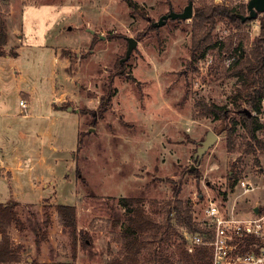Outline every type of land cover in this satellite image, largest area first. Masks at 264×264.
<instances>
[{
  "label": "rangeland",
  "instance_id": "rangeland-1",
  "mask_svg": "<svg viewBox=\"0 0 264 264\" xmlns=\"http://www.w3.org/2000/svg\"><path fill=\"white\" fill-rule=\"evenodd\" d=\"M133 1L141 13L129 0H0L9 32L6 58L23 57L38 83L36 92L48 97L54 108L61 104L65 116L59 121V141L65 148L62 174L49 193L37 202L21 200L12 193L11 175L0 170L6 176L1 179L0 201L19 202L16 209L25 223L10 228L13 242L25 245L20 264H109L121 249V197L141 198L161 221L164 204L174 198L177 187L179 198L193 202L200 221L211 200L224 210L235 205L239 213L264 210V151L229 152L225 122L198 117L195 105L204 99L234 109L242 87L233 74L238 56L234 48L240 42L246 51L256 46L264 35L263 14L241 28L218 20L212 31L217 46L193 61V17L155 26L162 15L182 11L190 0ZM193 1L195 9L202 0ZM128 36L137 38L139 45L121 65ZM110 85L117 92L109 110L94 120L91 111L98 109ZM237 103L246 105L240 99ZM258 115L264 121V112ZM211 130L218 141L198 164L195 154ZM244 133L239 125V136ZM239 136L237 147L249 139ZM260 136L264 138V132ZM0 148V159L6 162L11 147ZM234 163L239 179L232 188ZM58 203L76 205L78 232L90 236L87 242L79 240L76 256ZM178 243L175 236L163 246L178 253Z\"/></svg>",
  "mask_w": 264,
  "mask_h": 264
},
{
  "label": "trees",
  "instance_id": "trees-1",
  "mask_svg": "<svg viewBox=\"0 0 264 264\" xmlns=\"http://www.w3.org/2000/svg\"><path fill=\"white\" fill-rule=\"evenodd\" d=\"M134 10L140 12L138 4L129 0ZM194 33L191 49L192 60L205 57L217 42L212 40V31L218 20H228L241 28L246 21L250 20L245 13L247 4L234 6H218L202 0L194 9ZM9 41L7 21L0 11V56L9 55L6 46ZM226 42L222 46H225ZM231 46L227 47L230 50ZM235 58L234 75L239 76L242 87L235 99L236 106L229 109L226 105L209 103L201 99L195 105L198 109V117H211L213 120L225 122L224 129L227 131V148L229 152L244 151L247 153L257 150L264 151V138L260 132H264V121L258 114L264 112V35L256 40V46L246 51L241 42L234 48ZM14 55H18L15 53ZM117 89L111 85L108 93L100 99L97 110L91 111L93 119L103 117L109 110V105ZM238 99L245 102V106L237 103ZM75 110V109H74ZM249 112H248V111ZM234 111V113L232 112ZM256 111L257 114L253 112ZM239 125L245 129L241 134L243 138L238 146ZM239 136V137H240ZM82 143L81 136L78 139ZM229 174L234 188L239 175L235 170ZM197 173V168L191 170ZM180 187L176 188L174 198L164 205L165 217L159 218L147 211L143 200L137 197H121L120 202L125 207V217L121 223L120 243L121 249L114 255L109 264H211V252L207 246L197 247L193 253L187 249V240L183 235V229L190 232H210L209 227L203 221L195 219L193 202L190 199L179 198ZM15 200L0 201V264H20L25 245L13 242L10 228L13 224L19 228L24 227L16 206ZM62 225L70 232L72 239L73 254L76 256L79 240L84 242L90 239L88 233L82 235L78 232V217L76 205L71 203H58L56 205ZM117 223V224H118ZM180 238L177 251L163 246L164 242L174 238ZM45 238V235L44 237ZM42 238L36 235V245L41 246ZM253 239L248 240L246 249H249ZM33 264L34 262H27Z\"/></svg>",
  "mask_w": 264,
  "mask_h": 264
},
{
  "label": "crops",
  "instance_id": "crops-1",
  "mask_svg": "<svg viewBox=\"0 0 264 264\" xmlns=\"http://www.w3.org/2000/svg\"><path fill=\"white\" fill-rule=\"evenodd\" d=\"M27 70L23 57L15 61L0 56V147L9 146L13 152L5 156L6 162L0 159V170L11 175L15 196L37 202L60 183L56 178L62 174L65 148L59 141V121L65 116L61 104L54 108L48 97L36 92L38 83ZM21 97L28 101L25 112L19 105ZM2 178L6 176H1L0 184Z\"/></svg>",
  "mask_w": 264,
  "mask_h": 264
},
{
  "label": "built area",
  "instance_id": "built-area-1",
  "mask_svg": "<svg viewBox=\"0 0 264 264\" xmlns=\"http://www.w3.org/2000/svg\"><path fill=\"white\" fill-rule=\"evenodd\" d=\"M250 0H211L218 6H234L248 4ZM190 20V19H188ZM21 112L28 108L27 99L19 100ZM257 114L256 111L253 112ZM243 187L248 191L249 185L244 181ZM203 222L210 232H190L183 229L187 240V249L193 253L197 247L207 246L211 252V264H264V210L258 212L239 213L235 205L224 210L214 200L204 208ZM200 221V220H199ZM253 239L249 249L248 240ZM50 264H65L50 261Z\"/></svg>",
  "mask_w": 264,
  "mask_h": 264
},
{
  "label": "water",
  "instance_id": "water-1",
  "mask_svg": "<svg viewBox=\"0 0 264 264\" xmlns=\"http://www.w3.org/2000/svg\"><path fill=\"white\" fill-rule=\"evenodd\" d=\"M248 9L250 11V14L247 15V17L245 18L253 19L257 17L258 12H264V0H250L248 3ZM193 16H194V1L190 0L182 11H175L171 9L168 13L162 15L159 21L155 23V26H161L165 24L169 19L188 20L191 19ZM127 40H128V47L125 56L120 59L121 65H124L125 62L130 59L132 53L139 45V40L134 36H128ZM217 141H218V135L212 130L209 131L206 139L202 141L201 147L198 148L195 154V159L197 160L198 164L201 162L202 158L207 153V151L211 149ZM193 168H196V165H192V169ZM258 210L259 208L255 207L254 211L258 212Z\"/></svg>",
  "mask_w": 264,
  "mask_h": 264
},
{
  "label": "flooded vegetation",
  "instance_id": "flooded-vegetation-1",
  "mask_svg": "<svg viewBox=\"0 0 264 264\" xmlns=\"http://www.w3.org/2000/svg\"><path fill=\"white\" fill-rule=\"evenodd\" d=\"M260 13H261V14H263V16H264V12H258V15H259ZM246 14H247V15H249V14H250V11H249V9L247 10ZM258 15H257V16H258ZM250 20H251V19H250Z\"/></svg>",
  "mask_w": 264,
  "mask_h": 264
}]
</instances>
